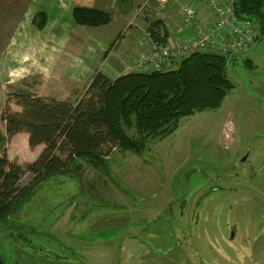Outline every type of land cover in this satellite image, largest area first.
<instances>
[{"label": "rangeland", "instance_id": "rangeland-1", "mask_svg": "<svg viewBox=\"0 0 264 264\" xmlns=\"http://www.w3.org/2000/svg\"><path fill=\"white\" fill-rule=\"evenodd\" d=\"M25 1H0V56ZM163 26L158 38L165 42ZM256 26L252 47L226 55L234 86L219 107L180 118L141 154L116 149L102 170L84 162L79 173L40 183L0 221L5 264H264V30ZM136 58L121 75L176 68L185 57L161 70H139ZM63 62L51 83L37 73L21 76L0 57V112L9 90L29 85L36 95L50 86L52 96L76 103L85 89L72 95L69 88L85 87L97 69L107 74L111 63ZM82 65L92 67L91 76Z\"/></svg>", "mask_w": 264, "mask_h": 264}, {"label": "trees", "instance_id": "trees-1", "mask_svg": "<svg viewBox=\"0 0 264 264\" xmlns=\"http://www.w3.org/2000/svg\"><path fill=\"white\" fill-rule=\"evenodd\" d=\"M234 10L264 30V0H235ZM72 17L76 24L91 27L111 20L108 12L81 6L73 8ZM159 23L150 24L154 38ZM233 86L225 54L194 51L168 70L132 71L114 79L96 71L76 103L38 96L30 85L9 90L0 114V221L12 216L49 177L79 173L84 162L102 170L112 148L141 154L148 142L174 131L180 118L219 107ZM10 99L20 111L11 108ZM20 132L28 134L30 147L44 146L25 165L10 160L6 150L8 140ZM25 173L29 177L22 184ZM0 264H5L1 257Z\"/></svg>", "mask_w": 264, "mask_h": 264}, {"label": "crops", "instance_id": "crops-1", "mask_svg": "<svg viewBox=\"0 0 264 264\" xmlns=\"http://www.w3.org/2000/svg\"><path fill=\"white\" fill-rule=\"evenodd\" d=\"M182 1H193L196 4L198 18L203 23L208 24L214 19L204 0H27L11 25L13 30L5 41L8 45L0 57L11 63L12 70L20 72L21 76L28 77L37 73L51 83L59 79L52 76L65 63L63 60L102 57L111 62L105 75L116 73L117 77L128 67L130 60L149 51L145 33L153 21H159V26L165 25L166 38L176 42L183 40L188 32L181 30L182 18L177 4ZM75 6L108 12L111 20L95 27L76 24L72 17ZM91 68L82 65L81 70L90 75ZM90 80L86 81L85 87H70L72 91L69 92L76 95L82 88L86 89ZM44 88L38 96L54 97L49 93L50 86ZM67 96L65 99L59 96L54 98L71 100ZM13 110L20 111V107ZM1 123L0 129L4 131V123ZM43 147V144L30 147L25 132L14 134L6 144L8 158L20 165L35 160ZM114 150L112 148L109 154Z\"/></svg>", "mask_w": 264, "mask_h": 264}, {"label": "built area", "instance_id": "built-area-1", "mask_svg": "<svg viewBox=\"0 0 264 264\" xmlns=\"http://www.w3.org/2000/svg\"><path fill=\"white\" fill-rule=\"evenodd\" d=\"M165 2L166 0H158ZM214 19L205 24L198 18L193 1L179 2L182 28L188 34L180 42H162L149 31L145 33L149 53L139 55L135 66L139 70H161L194 51H211L231 56L252 47L258 30L254 20L236 14L235 0H204ZM171 42V43H170Z\"/></svg>", "mask_w": 264, "mask_h": 264}, {"label": "water", "instance_id": "water-1", "mask_svg": "<svg viewBox=\"0 0 264 264\" xmlns=\"http://www.w3.org/2000/svg\"><path fill=\"white\" fill-rule=\"evenodd\" d=\"M244 159V158H243Z\"/></svg>", "mask_w": 264, "mask_h": 264}]
</instances>
